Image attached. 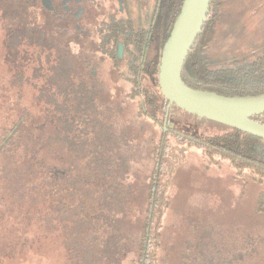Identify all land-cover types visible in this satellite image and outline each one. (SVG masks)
<instances>
[{"label":"rangeland","instance_id":"1","mask_svg":"<svg viewBox=\"0 0 264 264\" xmlns=\"http://www.w3.org/2000/svg\"><path fill=\"white\" fill-rule=\"evenodd\" d=\"M17 1L22 5L18 6ZM169 4L166 1L165 6L169 8ZM212 10L217 19L201 51L208 67H248L254 60L264 58V0H216ZM70 19L72 16L60 19L49 14L42 9L41 0H0V138L5 133L3 127L10 129V122L22 114V109L14 116L6 108L15 102H35V92L48 89L46 79L54 70L51 64L58 56L67 55L74 66L69 72L75 87L80 89L85 84L101 90L94 98L103 125L95 129L101 136V129L107 127V136L116 138L109 144V162L116 176H98L97 184L101 187L106 185L103 181H120L126 200V214H119L125 251L120 264H135L147 203L148 175L153 167V140L161 127L138 115L136 102L128 95L132 85L112 72L111 64L97 49L98 43L76 38ZM9 37H13V47L7 42ZM185 75L189 81L197 78L191 68L185 69ZM152 79L146 77L148 87H153ZM33 107L35 111L36 105ZM170 113L175 116L171 125L197 134L224 128L176 106L171 107ZM10 116L11 121H5ZM90 134L91 130L85 136ZM120 157L124 159V172L122 164H115L121 161ZM216 159L209 163L198 145L187 149L168 187L169 203L160 218V245L156 250L159 264H264V214L256 209L262 185L236 176L227 159ZM64 161L68 165L70 159ZM7 203L6 211L18 206ZM18 215L21 218L24 213ZM31 223L24 235L34 236L31 245L20 247L18 257L6 264H72L67 245L76 237L64 238L68 224L55 217L44 232L39 211L33 212ZM240 251L245 255L242 259ZM233 255L239 259L231 260Z\"/></svg>","mask_w":264,"mask_h":264},{"label":"trees","instance_id":"2","mask_svg":"<svg viewBox=\"0 0 264 264\" xmlns=\"http://www.w3.org/2000/svg\"><path fill=\"white\" fill-rule=\"evenodd\" d=\"M17 3L22 5V2ZM214 3L216 0L211 1L209 18L187 56L184 80L195 89L226 96L264 94V58L254 60L248 67L223 65L216 68L208 67L202 58V48L217 19L212 10ZM181 4L182 0H179L176 16ZM7 42L10 46L15 45L13 37ZM51 66L54 70L46 79L48 89L36 91L35 102H15L6 108L12 115L22 109V114L10 122V129L3 127L5 133L0 138V209L3 211L0 213V247L3 246L0 264L17 258L20 247L24 249L31 245L34 236L24 235L32 226L33 212L38 211L44 232L52 218H61L68 224L64 238L76 237L67 245L68 260L72 264L73 259L75 264H120L125 251L119 214H126L125 195L120 181L108 184L103 181L106 185L101 187L97 184L98 176L103 179L116 176L109 162V144L116 138L107 136V127L101 129V136L95 129L103 125L102 113L94 98L101 90L85 84L80 89L75 87L69 72L74 66L67 55L58 56ZM186 68L193 69L197 75L194 81L186 78ZM158 73L159 67L148 75L136 72L132 65L128 73V82L132 85L128 95L136 102L138 115L161 127L157 139L153 140V167L148 175L147 203L135 264H159L156 250L160 245V218L169 203L167 190L192 145L202 149L209 163H215L217 157L225 158L235 169L236 176L261 184L256 209L264 214V139L221 123L225 128L221 131L197 134L185 127L171 125L175 118L172 113L165 129L168 100L162 94ZM148 76L153 78V87L145 84ZM33 105H36L35 111ZM11 117L5 121H11ZM254 118L264 123V113ZM90 130L92 136L86 137ZM64 158L70 159L68 165ZM120 159L114 163L124 167V159ZM8 201L18 206L6 211ZM22 203L27 205L22 206ZM19 212L24 213L21 218L17 216ZM12 231L14 236H10ZM239 253L241 259L245 257L244 252ZM239 257L233 255L231 260Z\"/></svg>","mask_w":264,"mask_h":264},{"label":"flooded vegetation","instance_id":"3","mask_svg":"<svg viewBox=\"0 0 264 264\" xmlns=\"http://www.w3.org/2000/svg\"><path fill=\"white\" fill-rule=\"evenodd\" d=\"M166 1L170 3L169 8L165 6ZM178 2L41 0V7L60 19L72 16L70 23L76 38L80 42L98 43L97 49L111 64L112 72L128 82L130 65L136 72L148 75L160 66L162 46L175 21L171 22L176 16Z\"/></svg>","mask_w":264,"mask_h":264},{"label":"water","instance_id":"4","mask_svg":"<svg viewBox=\"0 0 264 264\" xmlns=\"http://www.w3.org/2000/svg\"><path fill=\"white\" fill-rule=\"evenodd\" d=\"M47 1V0H46ZM212 0H183L163 47L158 82L170 108L176 105L188 113L206 118L264 139V123L254 116L264 113V94L235 97L195 89L183 78L189 51L209 18ZM167 128V127H166Z\"/></svg>","mask_w":264,"mask_h":264}]
</instances>
